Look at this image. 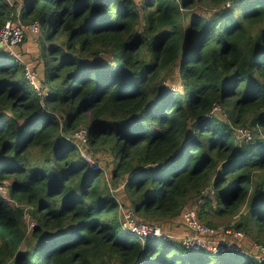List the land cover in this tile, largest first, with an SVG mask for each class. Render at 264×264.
<instances>
[{
	"label": "trees",
	"instance_id": "1",
	"mask_svg": "<svg viewBox=\"0 0 264 264\" xmlns=\"http://www.w3.org/2000/svg\"><path fill=\"white\" fill-rule=\"evenodd\" d=\"M7 20L45 25L48 44L31 65L11 55L26 36L0 47V264H264L244 248L264 244V0H0ZM113 188L181 234L190 207L215 230L235 220L242 250L140 242Z\"/></svg>",
	"mask_w": 264,
	"mask_h": 264
},
{
	"label": "built area",
	"instance_id": "2",
	"mask_svg": "<svg viewBox=\"0 0 264 264\" xmlns=\"http://www.w3.org/2000/svg\"><path fill=\"white\" fill-rule=\"evenodd\" d=\"M38 28L39 23L37 21L30 24H23L18 21L13 22L12 20H7L0 27V43H2V46L11 47V50L13 46L22 43L28 31L35 33L38 31ZM35 77L36 74L32 70H30L29 67L25 66L24 78L27 79L30 83L35 84ZM37 93L40 94V91L38 89ZM216 108V106L213 107V109ZM236 135L240 138H244L245 140H250L252 137L251 131L243 127H239L236 129ZM69 137L78 146L81 155L89 164L90 168L95 170H99L102 168L98 161L91 155H89L87 151L85 152L87 155L83 153V151H85L84 147L88 142V132L86 129L80 128L77 132ZM120 203L121 209L119 210V224L122 230L129 232L135 237H139L141 241L146 236L156 237L161 233L162 227L160 224L138 220L131 210L125 209L121 201ZM182 224L188 229V232L182 234L181 237L182 243L186 245V248L188 249L200 248L207 249L211 252H216L217 250H219L217 249L219 246L224 245L225 247H223V249L226 247H233L228 241H216L214 239V235L217 234V230L208 225L200 223L197 219L194 207L187 208L183 212ZM218 230L219 232H222L224 234L232 235L234 238H240L243 236V233L239 230L230 231L225 227L218 228ZM258 257L260 258V260L264 259V249L262 252H260Z\"/></svg>",
	"mask_w": 264,
	"mask_h": 264
},
{
	"label": "rangeland",
	"instance_id": "3",
	"mask_svg": "<svg viewBox=\"0 0 264 264\" xmlns=\"http://www.w3.org/2000/svg\"><path fill=\"white\" fill-rule=\"evenodd\" d=\"M46 34H47V27L40 23L37 32L33 33V32L28 31L26 33L25 41L18 48L19 52L14 48V50L11 51V55H20L21 54L23 56L21 58L24 59L25 61L29 62L30 65L32 64L31 61H35V62H39L40 63V60L43 61V57H44V49H40V45L48 44L47 40H46ZM36 74H37V77H42L43 78L46 74H48V72L45 70L44 67H39V68H37ZM214 110H218V107L216 109H213L212 111H214ZM245 128H250L252 130V132H253V129L251 127L247 126ZM83 153L86 154L85 151H83ZM103 162L104 161L101 159V161H99L98 163L100 164V166L105 168V170L103 172V176L105 178H109L110 177V167L109 166H104L105 164H103ZM107 185L109 187V185H111V183L109 181H107ZM116 191H117V189L113 188L111 190L112 196H111V194H110V196H111L112 199H114L115 202L118 203L117 204V207H118L117 210L119 211L121 209V207H120V204H121L120 201L121 200L119 198L120 197L119 193H117ZM123 207L125 208L124 205H123ZM134 215H135V217L138 220H142L140 218V216H138L137 214L134 213ZM25 219H26V222H27V225H28V229H30L31 225H34L36 220L34 221L28 214L25 215ZM229 219L230 218L225 219V220H220L221 222L218 224L219 228H221V227H230V226H232V224L235 223V220L231 219L232 221L230 222V225H228L227 221H229ZM143 221H145V220H143ZM172 221H174V219H172V220L167 222V223H170L169 226L168 225H165V227L162 226L161 233L159 235H157V237H166V238L174 239L176 241H179L183 247H186V245H184L182 243V239H181L182 234H181V230H180V224L178 222L176 223L175 221L174 222H172ZM149 222H152V221H149ZM156 223L161 224L160 222H156ZM228 229L230 231H234L231 228H228ZM220 233H222V232H220ZM220 233H219V230H217V234L214 235V239L216 241L222 239L223 241L232 242L231 245L233 247H226L228 250H238V252H240L242 250L239 247V245H240V243H242L243 239L241 241L235 240L234 238L230 237L232 235H228V234H221L219 236ZM133 238H135V237H133ZM136 238H137V240H140V242H142L139 237H136ZM245 241H247V243L244 244V248L246 250H249V252H256V251L262 252L263 249H264V244H256V243L254 244V242H253L249 246V244H248L249 240L246 239ZM238 243H239V245H238ZM217 249L222 250L223 246H219Z\"/></svg>",
	"mask_w": 264,
	"mask_h": 264
},
{
	"label": "clouds",
	"instance_id": "4",
	"mask_svg": "<svg viewBox=\"0 0 264 264\" xmlns=\"http://www.w3.org/2000/svg\"><path fill=\"white\" fill-rule=\"evenodd\" d=\"M39 23V22H38ZM40 24V23H39ZM214 106H216V107H218L217 105H214ZM218 109H219V107H218ZM213 110V109H212ZM243 128H245V127H243ZM247 129H249L250 131H251V133H252V137H251V139L250 140H252V138H253V132H252V130L250 129V128H247ZM236 135V134H235ZM236 137L239 139V140H244V141H250V140H245L244 138H240V137H238L237 135H236ZM75 143V142H74ZM79 153H80V151H79ZM81 154V153H80ZM197 250V249H196Z\"/></svg>",
	"mask_w": 264,
	"mask_h": 264
},
{
	"label": "water",
	"instance_id": "5",
	"mask_svg": "<svg viewBox=\"0 0 264 264\" xmlns=\"http://www.w3.org/2000/svg\"><path fill=\"white\" fill-rule=\"evenodd\" d=\"M0 47H2V43H0Z\"/></svg>",
	"mask_w": 264,
	"mask_h": 264
}]
</instances>
